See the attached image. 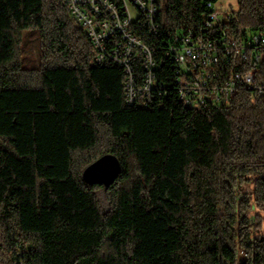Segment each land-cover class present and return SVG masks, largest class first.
I'll use <instances>...</instances> for the list:
<instances>
[{
  "label": "trees",
  "instance_id": "trees-1",
  "mask_svg": "<svg viewBox=\"0 0 264 264\" xmlns=\"http://www.w3.org/2000/svg\"><path fill=\"white\" fill-rule=\"evenodd\" d=\"M205 1L158 0L160 29L141 37L159 70L162 41L201 24ZM238 5L233 27L264 31V0ZM30 29L37 69L22 67ZM94 55L64 0H0V264H264V96L132 107L123 71ZM105 155L121 175L86 184Z\"/></svg>",
  "mask_w": 264,
  "mask_h": 264
},
{
  "label": "built area",
  "instance_id": "built-area-1",
  "mask_svg": "<svg viewBox=\"0 0 264 264\" xmlns=\"http://www.w3.org/2000/svg\"><path fill=\"white\" fill-rule=\"evenodd\" d=\"M225 0H206L205 18L161 43L159 70L141 35L160 29L158 0H64L71 17L91 38L96 66L114 65L124 75L132 107H163L175 93L189 110L231 105L242 89L264 96V31L233 27ZM233 27V28H232Z\"/></svg>",
  "mask_w": 264,
  "mask_h": 264
},
{
  "label": "water",
  "instance_id": "water-1",
  "mask_svg": "<svg viewBox=\"0 0 264 264\" xmlns=\"http://www.w3.org/2000/svg\"><path fill=\"white\" fill-rule=\"evenodd\" d=\"M122 173V165L114 155H105L91 164L83 172V180L90 186L111 187Z\"/></svg>",
  "mask_w": 264,
  "mask_h": 264
},
{
  "label": "rangeland",
  "instance_id": "rangeland-1",
  "mask_svg": "<svg viewBox=\"0 0 264 264\" xmlns=\"http://www.w3.org/2000/svg\"><path fill=\"white\" fill-rule=\"evenodd\" d=\"M223 9L236 12L239 9L238 0H225ZM43 63L41 35L38 29L24 30L22 40L23 69H37ZM102 197V193H101Z\"/></svg>",
  "mask_w": 264,
  "mask_h": 264
}]
</instances>
